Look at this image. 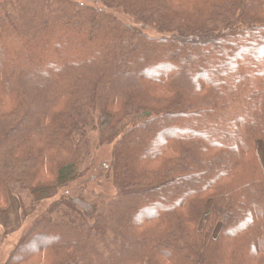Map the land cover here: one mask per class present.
Segmentation results:
<instances>
[{
    "label": "trees",
    "instance_id": "16d2710c",
    "mask_svg": "<svg viewBox=\"0 0 264 264\" xmlns=\"http://www.w3.org/2000/svg\"><path fill=\"white\" fill-rule=\"evenodd\" d=\"M98 1L0 0L3 264H264V0Z\"/></svg>",
    "mask_w": 264,
    "mask_h": 264
},
{
    "label": "rangeland",
    "instance_id": "374dc122",
    "mask_svg": "<svg viewBox=\"0 0 264 264\" xmlns=\"http://www.w3.org/2000/svg\"><path fill=\"white\" fill-rule=\"evenodd\" d=\"M87 5L94 6L96 8H104L100 1L98 0H76ZM126 21L132 22L129 18L122 15ZM133 23V22H132ZM150 34H156L153 31H149ZM258 151L260 153L261 159L264 164V145L262 142L258 143ZM111 159V148H98L95 151V167L88 173L83 175V179L69 185L64 188L58 198L62 194L75 195L80 189H85L89 195H99L103 194L106 198H109L114 194L115 189L113 188L111 181L101 180L103 174L101 173L104 169L107 170V165ZM101 177V178H100ZM106 194V195H105ZM46 202L42 204L41 208L36 213V216L41 214L48 206L53 202ZM32 217L26 222L22 219L21 206L18 199L14 196L10 198V206L4 210L0 211V264L5 263L11 251L14 249L18 243L20 237L30 226Z\"/></svg>",
    "mask_w": 264,
    "mask_h": 264
},
{
    "label": "bare ground",
    "instance_id": "6f19581e",
    "mask_svg": "<svg viewBox=\"0 0 264 264\" xmlns=\"http://www.w3.org/2000/svg\"><path fill=\"white\" fill-rule=\"evenodd\" d=\"M259 145V144H258ZM259 150V149H258ZM260 154V153H259ZM263 162V161H262Z\"/></svg>",
    "mask_w": 264,
    "mask_h": 264
}]
</instances>
